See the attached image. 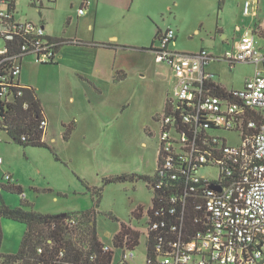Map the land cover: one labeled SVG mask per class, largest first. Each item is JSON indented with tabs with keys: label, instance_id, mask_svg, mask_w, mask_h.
<instances>
[{
	"label": "built area",
	"instance_id": "built-area-1",
	"mask_svg": "<svg viewBox=\"0 0 264 264\" xmlns=\"http://www.w3.org/2000/svg\"><path fill=\"white\" fill-rule=\"evenodd\" d=\"M16 1L0 0V41L4 42L0 47V142L2 135L11 139L7 106L27 88L19 83L23 61L55 64L65 44L48 37L42 24L20 21ZM29 1L36 11L57 2ZM250 5L245 3V14ZM80 13H86L83 6ZM175 45V31L169 28L159 33L151 50L156 63L171 68L177 84L156 117L158 162L150 186L152 206L144 217L146 264H264V52L250 31L239 37L232 52L217 56L205 48L196 54L180 53ZM214 62L230 67L254 64L256 73L243 89L218 93L222 87L208 70ZM47 128L44 118L43 137ZM221 132L237 134L241 143L229 144ZM209 168L217 171L216 177L200 174ZM64 224L77 227L78 217L72 215ZM48 243L52 248L53 241ZM103 250L113 252L112 264H130L134 259L135 250L116 248L113 239L110 246L104 243ZM44 252L43 247L37 249L38 255ZM96 258V253L90 255L91 261ZM52 264L74 262L60 249Z\"/></svg>",
	"mask_w": 264,
	"mask_h": 264
},
{
	"label": "rangeland",
	"instance_id": "rangeland-1",
	"mask_svg": "<svg viewBox=\"0 0 264 264\" xmlns=\"http://www.w3.org/2000/svg\"><path fill=\"white\" fill-rule=\"evenodd\" d=\"M60 1L54 10H46L39 14L35 8L31 7L29 0H18L17 17L22 22L27 19L34 21L44 19L47 32L56 37L80 40L90 38L92 33L89 24L94 17L93 4L91 3L88 12L82 15L80 13L81 0ZM159 1L151 0L143 5L152 8L159 4ZM223 1L224 3H221L220 0H176L179 3V7H177L178 5L172 4V0H168L172 10H164V19H118L116 26L121 32L119 36L122 39L141 46H151L155 38L154 29L157 30L156 27L163 31L171 28L176 34L174 47L176 51L196 54L205 48L211 54L222 55L232 52L239 42V37L254 23L261 20L260 17L264 13V0H260V4L257 6L259 19L254 17L255 14L251 16L244 14L246 1L253 3L255 0ZM253 5L255 6V3ZM221 7L223 10L219 13ZM141 14L142 11L136 17H142ZM131 24L136 25L139 31L145 29V33L141 31L136 36L130 34L128 29ZM151 29L152 33L149 34L148 30ZM256 40L258 48L261 47V51L264 52V38L256 35ZM3 45L4 42L0 41V47ZM151 55L155 60L154 55ZM149 56V54H143L139 56L138 61L149 64L151 61ZM38 68L36 64L30 63L31 71L35 72ZM209 71L215 75L214 81L221 86L228 90H241L244 88L246 80L255 75L256 66L237 63L234 67H230L226 62H214L209 66ZM176 84L177 79L167 64L158 65L157 71L153 76H148L145 85L139 82V78H136L127 87L132 92L128 113L136 115L132 117L135 119L145 118L154 105L157 106L159 103L157 100L162 99L164 90H168L173 97ZM162 112L163 110L160 109V113ZM150 128L155 136L153 139L146 128L140 124L119 132L115 136H104L102 139L107 148H112L110 153L115 157L129 154L131 157L141 158L143 163L145 161L143 154L147 153L146 160L153 158L156 152L158 154L160 127L155 121L151 123ZM220 134L229 141V144L238 145L241 143L237 134L225 132ZM55 137L57 138L56 143L49 145L55 150L60 161H57L55 155L48 149L23 147L7 138L6 135H2L0 142V207L2 205L11 208L28 207L43 214L65 211H68L66 213L80 212L91 210L94 207V200L97 197L92 190L86 192L85 189H82L79 180H77V170L71 163L72 156L75 157L77 143L67 142L62 138V134H55ZM94 161H96L95 157L86 159V162L93 163ZM106 161L110 163L108 160ZM117 172L119 173V171H115L113 174H118ZM200 174L212 178L217 176V171L211 168L201 169ZM7 176H11L12 180L9 181ZM91 176H95V179L90 177L88 183L95 185L96 190L101 189L96 230L103 243L112 245V239L121 228L119 222L131 223L137 230L145 232V218L137 220L131 216V213L139 206L145 207L144 211L151 208L152 191L150 192L143 183L137 186L130 183L104 184L106 176L100 174L98 170L94 171ZM11 185L21 186L25 199L18 193L8 190L7 187ZM81 189L82 193H79ZM1 230L3 236L1 252L11 255L18 254L27 226L18 221L2 218ZM146 263L147 244L143 236L141 244L134 251V259L130 264Z\"/></svg>",
	"mask_w": 264,
	"mask_h": 264
},
{
	"label": "crops",
	"instance_id": "crops-1",
	"mask_svg": "<svg viewBox=\"0 0 264 264\" xmlns=\"http://www.w3.org/2000/svg\"><path fill=\"white\" fill-rule=\"evenodd\" d=\"M150 1L86 0L88 5H82L85 8V12H88L87 10L90 9L91 3L94 11V17L89 24L92 34L87 40L53 36L47 32L44 19L39 21L27 19L28 21L42 24L48 37L65 41V44L58 50V61L55 64H36L39 68L33 72L29 69V66L30 63L34 62L31 59L24 60L19 83L33 89L37 99L41 102L45 119L48 121L47 133L44 137V141L48 145L56 143L55 134H62V138H64L67 128L73 127L72 134L66 141L73 144L74 142L77 143L76 146L74 145L75 157L72 156L71 163L77 170V175L75 174L77 180H79L82 189H85L86 192L88 190L96 191V186L89 184L88 181H90V177L95 179V176L91 175L97 170L100 171V174L106 176L104 177L105 179L124 174L146 176L151 179L154 177L158 162L157 152L153 158L147 160V153L143 154L142 156L145 159L143 163L141 158L137 156L131 157L129 154L115 157L110 153L112 148H107L102 139L104 136H115L117 133L131 129L132 126H138L139 124L146 128L153 139L155 136L150 130V125L155 121L157 122L156 117L161 114L160 109L163 111L165 109L167 97L170 94L168 90H164L162 99L157 100L159 103L157 106L154 105V108L145 118L140 120L132 118L136 115L127 111L131 105L129 101L132 94L127 89L128 84L139 78V82L145 85L148 76H153L154 72L157 71L158 65L161 64L153 60L151 51L142 50L143 48H148V46H141L122 39L119 36L121 32H119L116 22L118 19H164V10H172L171 3H168V0H160L159 4L152 8L143 5V3ZM60 2V0H57L54 6L43 11L54 10ZM220 2L224 3L223 0H220ZM253 3H255V6ZM253 3L250 5L249 13L245 14L244 12V14L246 16L255 14L254 17L257 19L259 17V8L257 6L260 4V0H255ZM172 4L179 7V3L176 0H172ZM17 5L18 0L15 3L16 10ZM222 10L223 8L221 7L219 13ZM43 11L37 12L41 14ZM140 11H142V17H136ZM125 13L128 15L125 16ZM260 19L246 31L252 32L255 37L259 35L264 38V13ZM156 28L157 30L154 29L155 38L152 43L156 39L157 32L159 30L163 32L161 28ZM144 30L139 31L136 25L131 24L128 32L136 36L137 33ZM148 31L149 34L152 33V29ZM142 33H145V31ZM259 49L261 50V47ZM143 54L150 55L151 61L149 64L138 61L139 56ZM221 87L228 90L223 86ZM110 146L112 147V145ZM91 153L93 154L91 155ZM94 157L96 161L93 163L86 162L87 158ZM105 160L110 163L105 162ZM101 170H103V173H101ZM115 171H119V173L113 174ZM123 183H130L134 186L143 183L151 192L148 181L142 179ZM82 189L79 193H82ZM22 196L25 199L24 193ZM139 207L143 209L141 216V219H143L150 208L144 211L145 207ZM139 207L132 211V217H134L133 213ZM66 212L68 211L46 214H63ZM126 224L131 225V223ZM132 227L136 229L134 226Z\"/></svg>",
	"mask_w": 264,
	"mask_h": 264
},
{
	"label": "trees",
	"instance_id": "trees-1",
	"mask_svg": "<svg viewBox=\"0 0 264 264\" xmlns=\"http://www.w3.org/2000/svg\"><path fill=\"white\" fill-rule=\"evenodd\" d=\"M160 30L157 32L156 39L152 45L142 50L151 51L156 43ZM226 89H219L218 93ZM28 104L25 109L24 105ZM8 112L6 121L9 123L8 135L11 140L23 147H39L51 151L57 157L55 150L44 141L43 131L40 129V123L45 118L41 102L37 99L35 92L31 88L23 90V94L18 96L14 103L7 106ZM73 131V127H68L64 139L68 140ZM25 137L26 141L22 138ZM142 179L148 181L151 186L153 179L140 175H118L104 179V184L123 183ZM8 190L23 195L21 186H8ZM101 189L94 191L97 197L94 200V207L91 210L82 212H71L63 214H43L33 211L28 207L11 208L6 205L0 207V264H52L59 254L60 249L66 253V257L73 260L74 264H112L113 252L104 251V243L100 239L96 230V218L99 214ZM143 209L138 208L133 216L135 219H141ZM78 217L77 227H68L64 221L70 216ZM7 218L24 223L27 231L22 240L18 254H3L1 219ZM116 220V219H115ZM120 231L113 238V245L116 248L128 247L136 250L141 244L143 232L134 229L131 225L120 223ZM80 229V232H78ZM53 241V246L48 243ZM88 245V246H86ZM84 246L88 249H84ZM39 247L44 248L42 255L37 254ZM151 244L149 245V251ZM96 253V260L91 261L90 255Z\"/></svg>",
	"mask_w": 264,
	"mask_h": 264
},
{
	"label": "water",
	"instance_id": "water-1",
	"mask_svg": "<svg viewBox=\"0 0 264 264\" xmlns=\"http://www.w3.org/2000/svg\"><path fill=\"white\" fill-rule=\"evenodd\" d=\"M65 215H66V213L63 214V216H65Z\"/></svg>",
	"mask_w": 264,
	"mask_h": 264
}]
</instances>
